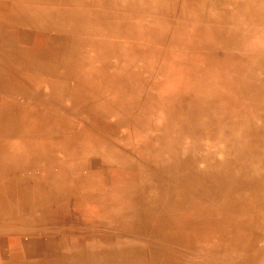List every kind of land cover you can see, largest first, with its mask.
Here are the masks:
<instances>
[{"label":"bare ground","instance_id":"bare-ground-1","mask_svg":"<svg viewBox=\"0 0 264 264\" xmlns=\"http://www.w3.org/2000/svg\"><path fill=\"white\" fill-rule=\"evenodd\" d=\"M146 8L142 0H0V150L18 149L26 141L32 150L30 163L36 164L48 158L46 150L54 148L58 132L67 141L63 135L81 131L78 125L100 132L99 119L108 116L99 107L123 87L128 90V79L116 72L126 67V61L133 63L134 57L131 51L121 52L120 45H130V50L135 46L124 37L132 36L143 22ZM16 92L22 101L8 100ZM37 98L46 105L36 103ZM118 110L112 107L111 112ZM157 112L165 118L164 110ZM27 118L33 121L28 127ZM191 145L185 153L161 152L162 158H151L152 170L142 167L121 173L132 186L126 193L132 206L113 196L109 207L114 224L112 231L103 229V237L77 233L86 224L103 222L86 219L84 209L74 208L76 198L82 197L77 191L89 185L82 173L89 168L68 169V176L62 171L47 174L42 193L32 189L36 173L0 163V218L6 219L0 220V240L11 242L8 250L0 248V264H28L37 247L50 256L48 263L40 264H185L182 256L188 250L180 242L189 236L185 238L176 223L188 219L185 210L192 206L191 196L209 192L210 201H218L225 196L228 180L264 172V154L253 158L248 140L234 147L202 144L197 151ZM2 183L9 186L4 189ZM47 195L56 197L54 205L71 204V213L63 217L46 212ZM13 229L27 230L19 236ZM196 248L192 247L195 252Z\"/></svg>","mask_w":264,"mask_h":264},{"label":"rangeland","instance_id":"rangeland-1","mask_svg":"<svg viewBox=\"0 0 264 264\" xmlns=\"http://www.w3.org/2000/svg\"><path fill=\"white\" fill-rule=\"evenodd\" d=\"M142 1L147 7L143 22H138L132 36L124 37L126 43L138 47L137 53L130 45H120L121 52L131 51L134 57L133 63L126 61V67L116 72L128 79L129 87L99 107L108 116L99 119L100 132L94 134L78 125L81 131L63 135L68 141L58 132L54 148L46 150L48 158L36 164L30 163L32 150L26 141L18 149L0 150L5 167L14 163L36 173L32 189L37 192L46 189L49 173L54 176L62 171L68 176V169L89 168L82 172L89 185L77 191L82 197L76 198L74 208L84 209L81 214L86 219L103 222L84 225L77 231L80 236L103 237V229L112 231L109 205L113 196L116 202L120 199L132 206L131 195L126 194L132 186L121 173H135L142 167L152 170L151 158L188 152L186 146L191 143L190 149L197 151L202 144L231 143L234 147L244 140L253 158L264 154V0ZM21 96L12 93L8 100L22 101ZM36 103L46 105L42 98ZM112 107L119 109L117 113L111 112ZM24 122L26 127L33 124L30 118ZM252 173L250 178L240 177L243 181L228 180L225 196L218 201H210L209 192H187L192 195V206L185 210L188 219L176 223L184 237L189 236L180 242L189 254L182 256L185 264H234L235 259L240 264H264V172ZM2 184L4 189L9 186ZM54 198H44L45 211L69 215L71 204L54 205ZM26 230L13 229L19 236ZM67 230L57 232L72 231ZM10 245L9 240H0V248L8 250ZM42 249L31 253L28 264L49 262V254ZM174 256L179 259V254Z\"/></svg>","mask_w":264,"mask_h":264}]
</instances>
